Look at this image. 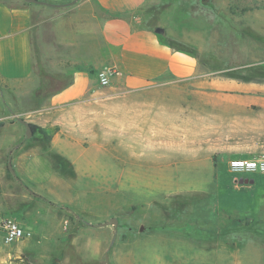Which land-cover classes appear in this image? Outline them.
Here are the masks:
<instances>
[{
    "label": "rangeland",
    "instance_id": "rangeland-1",
    "mask_svg": "<svg viewBox=\"0 0 264 264\" xmlns=\"http://www.w3.org/2000/svg\"><path fill=\"white\" fill-rule=\"evenodd\" d=\"M162 8L166 38L193 50L210 78L264 82V0H163ZM92 71L107 86L98 78L107 68ZM26 108L0 86V225L28 221L32 234L10 245L0 236V264H264V175L234 176L227 166L231 155L264 154V117L254 130L233 115L221 129L217 122L208 147L193 153L87 150L79 176L51 133L25 138ZM20 145L51 157L40 165L44 174L50 167L42 186L8 171ZM111 219L116 226H99Z\"/></svg>",
    "mask_w": 264,
    "mask_h": 264
},
{
    "label": "crops",
    "instance_id": "crops-1",
    "mask_svg": "<svg viewBox=\"0 0 264 264\" xmlns=\"http://www.w3.org/2000/svg\"><path fill=\"white\" fill-rule=\"evenodd\" d=\"M162 7L163 0H78L60 7L0 0V86L10 89L17 108L27 107L26 122L51 133V146L79 176L87 150L193 153L208 147L205 137L217 122L221 129L233 115L236 125L254 130L264 117V82L210 78L193 50L166 38ZM102 67L113 70L104 87L87 72ZM40 68L58 78L37 99ZM236 156L244 155L231 158ZM46 157L18 146L12 153L15 175L42 186L50 167L44 174L40 165L51 164ZM27 222L19 224L29 231ZM0 236L3 242L1 227Z\"/></svg>",
    "mask_w": 264,
    "mask_h": 264
},
{
    "label": "built area",
    "instance_id": "built-area-1",
    "mask_svg": "<svg viewBox=\"0 0 264 264\" xmlns=\"http://www.w3.org/2000/svg\"><path fill=\"white\" fill-rule=\"evenodd\" d=\"M107 70L106 72H100L98 75L99 82L102 85H108L109 78L113 74L111 69L107 68ZM227 166L229 172L234 176L248 177L253 174L264 175V154L257 157L237 156L229 159ZM0 227L3 233V242L7 245L32 237L30 231L22 228L20 224L12 219L4 220Z\"/></svg>",
    "mask_w": 264,
    "mask_h": 264
},
{
    "label": "water",
    "instance_id": "water-1",
    "mask_svg": "<svg viewBox=\"0 0 264 264\" xmlns=\"http://www.w3.org/2000/svg\"><path fill=\"white\" fill-rule=\"evenodd\" d=\"M23 1L25 3H29V4H38V5H44V6H49V7H60V6H70V5H73L78 0H72L71 2H68L67 4H64V5L51 4V3L43 2L41 0H23ZM207 1L208 0H202V2H204V3L207 2ZM18 122L21 123L24 126V128H25V138L26 139L30 138L32 136V129H31L30 124L28 122H26L25 120L20 119V118L18 119ZM7 167L9 169V171L11 172V174L14 177H16L15 172H14V170L12 168V165H11V161L10 160L7 163ZM17 181H18V178H17ZM18 182H20V181H18ZM238 183H240V184H242V183H253V180L252 179H248V178H245V179L240 178L238 180ZM106 225H114V226H116L117 225V220L116 219H111V220H109L106 223L100 224L99 226L100 227H103V226H106ZM106 259H107V256H106Z\"/></svg>",
    "mask_w": 264,
    "mask_h": 264
},
{
    "label": "trees",
    "instance_id": "trees-1",
    "mask_svg": "<svg viewBox=\"0 0 264 264\" xmlns=\"http://www.w3.org/2000/svg\"><path fill=\"white\" fill-rule=\"evenodd\" d=\"M172 43V42H171ZM172 46H175L176 48H179V49H186V48H183V47H179V46H176L172 43ZM191 50V49H190ZM192 51V50H191ZM194 52V51H193ZM89 73H93L92 70H88ZM39 75H40V82H41V85H40V89H39V92L37 93L36 95V98L37 99H41L43 98L45 95V88L47 85L49 84H52L58 77L55 76V75H51V74H48L43 68H40V71H39ZM260 78H264V76L260 77ZM260 78H252L251 76H248L244 79L246 80H251V79H260ZM69 82H67L66 84H64L62 87H66V85H68ZM31 126V129H32V135L39 131L40 133H44V130L35 126V125H32L30 124ZM241 157H247V156H241ZM9 171V169H8ZM10 172V171H9ZM17 179V178H16ZM20 184H22L21 182H19ZM23 185V184H22ZM24 186V185H23ZM25 187V186H24Z\"/></svg>",
    "mask_w": 264,
    "mask_h": 264
},
{
    "label": "flooded vegetation",
    "instance_id": "flooded-vegetation-1",
    "mask_svg": "<svg viewBox=\"0 0 264 264\" xmlns=\"http://www.w3.org/2000/svg\"><path fill=\"white\" fill-rule=\"evenodd\" d=\"M243 179H245V178H243Z\"/></svg>",
    "mask_w": 264,
    "mask_h": 264
}]
</instances>
